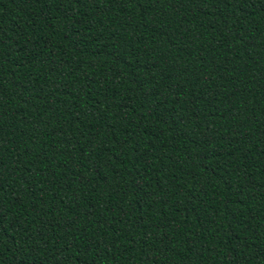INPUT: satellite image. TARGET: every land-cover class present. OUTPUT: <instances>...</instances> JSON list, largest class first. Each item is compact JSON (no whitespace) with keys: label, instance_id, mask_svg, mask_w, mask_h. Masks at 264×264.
Segmentation results:
<instances>
[{"label":"trees","instance_id":"obj_1","mask_svg":"<svg viewBox=\"0 0 264 264\" xmlns=\"http://www.w3.org/2000/svg\"><path fill=\"white\" fill-rule=\"evenodd\" d=\"M0 264H264V0H0Z\"/></svg>","mask_w":264,"mask_h":264}]
</instances>
